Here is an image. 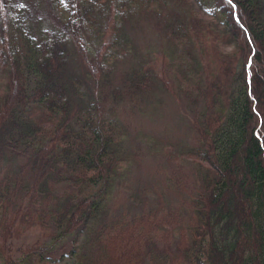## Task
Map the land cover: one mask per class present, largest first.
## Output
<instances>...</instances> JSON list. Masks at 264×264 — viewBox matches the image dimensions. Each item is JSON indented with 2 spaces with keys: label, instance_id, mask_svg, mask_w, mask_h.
<instances>
[{
  "label": "trees",
  "instance_id": "obj_1",
  "mask_svg": "<svg viewBox=\"0 0 264 264\" xmlns=\"http://www.w3.org/2000/svg\"><path fill=\"white\" fill-rule=\"evenodd\" d=\"M28 1L0 0V264H264V0H53L42 29ZM142 13L157 41L137 51ZM157 94L192 165L133 213L127 113Z\"/></svg>",
  "mask_w": 264,
  "mask_h": 264
},
{
  "label": "rangeland",
  "instance_id": "obj_2",
  "mask_svg": "<svg viewBox=\"0 0 264 264\" xmlns=\"http://www.w3.org/2000/svg\"><path fill=\"white\" fill-rule=\"evenodd\" d=\"M28 2L34 11V20L38 29L58 26L56 12L52 6L53 0H29ZM125 2L130 0H114V5L116 3L117 7L119 6L117 12L130 13L129 7V12L125 11ZM100 7H102L101 4L97 6V8ZM106 10L108 9H104ZM108 13L109 10L104 14ZM130 19L123 24L124 33L128 41L137 47V51L144 50L147 44L155 45L157 40L149 26L150 18L142 13ZM148 100L133 101L131 105L133 111L130 110L127 113L132 134L129 147L136 155V160L123 183L125 188L120 189V204L128 207L133 213L143 208L140 206L141 201H138L140 202L138 207L134 205L136 202L134 197L147 201L148 205L155 204L158 195L160 198L164 197L161 190L168 193L166 183L169 179L168 174L179 170L187 174L192 165L189 160L183 161L182 158L176 157L177 151H182L185 142H191V139L195 138L194 130L182 105L167 94H157ZM187 178L190 179V175ZM168 196L175 198L173 194ZM238 199L240 200V194ZM37 236V231L29 233L20 243H32ZM70 248L71 246L66 251L69 252ZM64 253H57L58 259L46 264H72L70 256Z\"/></svg>",
  "mask_w": 264,
  "mask_h": 264
},
{
  "label": "snow or ice",
  "instance_id": "obj_3",
  "mask_svg": "<svg viewBox=\"0 0 264 264\" xmlns=\"http://www.w3.org/2000/svg\"><path fill=\"white\" fill-rule=\"evenodd\" d=\"M229 4H232L233 7H235V5L232 3V0H228Z\"/></svg>",
  "mask_w": 264,
  "mask_h": 264
}]
</instances>
